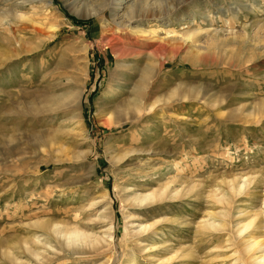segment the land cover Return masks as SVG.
I'll list each match as a JSON object with an SVG mask.
<instances>
[{
    "label": "rangeland",
    "instance_id": "374dc122",
    "mask_svg": "<svg viewBox=\"0 0 264 264\" xmlns=\"http://www.w3.org/2000/svg\"><path fill=\"white\" fill-rule=\"evenodd\" d=\"M133 1L146 23L111 0H0V264L227 263L235 225L264 208V0H126L120 14ZM143 70L158 103L115 126L118 80ZM71 91L79 124L59 129L65 115L39 112Z\"/></svg>",
    "mask_w": 264,
    "mask_h": 264
},
{
    "label": "bare ground",
    "instance_id": "6f19581e",
    "mask_svg": "<svg viewBox=\"0 0 264 264\" xmlns=\"http://www.w3.org/2000/svg\"><path fill=\"white\" fill-rule=\"evenodd\" d=\"M49 1L52 2V0H49ZM111 1H112V4H111L112 11L116 12L115 14L119 15V17L124 22L126 20H128L127 22H129V23H132V22H136V23L145 22L146 23V21L150 17V16H148L147 19H145V20H141V19L140 20H136V19H134L135 17L132 14L134 12L135 7L140 6V4H142L143 9H144V4L148 3V2L133 1V2H131L129 4L127 9L125 8L126 10L122 14H120L122 9L124 8L123 7L124 4H126L125 3L126 0H122L121 2L119 0H111ZM90 2H91V0H67V3L69 5H71L72 7H75L76 5L81 4V3H84V4L87 5ZM219 6L220 5H216V7H219ZM222 9H226V8L223 7ZM173 11H174V8H170V9L166 10V12L163 15L158 16V15L154 14V15H152V17L159 18L160 21L163 22L164 20H166V18L163 19L162 17L165 16V15H168V14L172 15ZM114 20H116V18ZM191 20H192V24L196 22L195 21L196 19L194 17ZM166 25L167 24L164 23L162 25V28H165ZM47 27H48L49 33H51V35H55V32L57 31V27L55 25H53V24H50V25L47 24ZM136 31H135L136 34L137 33L145 34V35L148 34L147 31H145V30H143L141 28H139ZM156 34H158V33L156 32ZM186 37L188 39H190L192 37V34H189V35L187 34ZM191 40H193V39H191ZM141 73L142 74H140V79H138V80H136L134 82H131L132 80L130 81L129 77H128L129 81H128V79H126V77L125 78H121L120 80H118V87L120 88V90L117 91L116 94H114V97L112 99H110V100H112V104H115V106L111 107L110 110H109L110 117H111L110 123H113L115 126H120V125L123 126L125 124L131 123L135 127L136 125L141 124L143 122L144 118H146L147 115L149 113H151V111L155 108V106L158 103V100L157 101H153V98H152V95H151L152 94V90H153L154 85H155V82H153L154 80H153V77L151 76V73L148 72V70H143V72H141ZM151 80H153L152 81L153 83L152 82L150 83ZM61 85L64 86V84H61ZM131 87H133V88H132V90L129 91V89ZM123 89H128V91H129L127 93L128 96H127V98L125 100L119 101L121 97L123 98V93H124V92L122 93ZM111 93H113V92H111ZM82 94H83V92H81V91L80 92L74 91L68 97L65 96V95L63 97L51 96L52 98H55V100H56V101L54 100V102H51L52 100L50 101L53 104L55 103L54 105L52 104L53 108L50 109V111H48V112H46V111L42 112L41 111L39 113H48L49 115L56 116V118H57V115H59V114L65 115L64 120L59 125V129L67 128L68 124L69 125L79 124L80 117L78 116V113L81 110L80 107H81V96H82ZM206 95L207 94L205 93L202 96L205 103H209L210 102L214 106H219L220 102H222V101H220V99L217 100L218 98H216L215 95H211V94L209 96L207 95V98L205 97ZM116 103H117V105H116ZM45 115H47V114H45ZM54 122H56V121H54ZM64 132H66V131H64ZM126 154L128 155V153H126ZM146 198L147 197H144L143 199H146ZM253 221L254 222H256V221L260 222V224L257 225V227L260 230H264V208L260 212H257L256 215L253 216V220L250 221L249 223H245L243 225H241L239 223V224L235 225V230L233 232L234 234L231 235L233 240L235 239L234 244L229 243L224 248L221 247L222 253H220L221 252L220 250H219V253H218V254H221V255L228 254V258L229 259L226 260L228 262L227 263L223 262L224 264H264V232L261 233L258 229L256 231H254V230L252 231L251 229H252V226H253V223H254ZM208 226L211 229H213V230H218L220 228H224L223 227L224 224H222V225H214V223H208ZM54 229H57V227L54 228ZM57 232L60 233V230L57 231ZM62 233H64V232L62 231ZM82 236H81V234L79 232H77L75 230H71L68 233V239L72 240V241L81 240ZM215 238L221 239L220 236L214 237V239ZM226 242H229V239ZM212 244L214 245L213 242H212ZM218 254H215V256L218 255ZM221 255H220V257H221ZM216 257H218V256H216ZM223 263H221V264H223ZM193 264H201V263H199L196 260V261L193 262Z\"/></svg>",
    "mask_w": 264,
    "mask_h": 264
}]
</instances>
